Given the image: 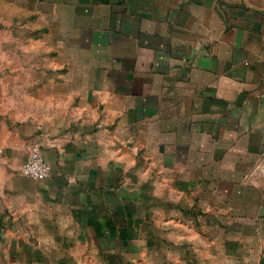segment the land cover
I'll use <instances>...</instances> for the list:
<instances>
[{"label":"crops","instance_id":"crops-1","mask_svg":"<svg viewBox=\"0 0 264 264\" xmlns=\"http://www.w3.org/2000/svg\"><path fill=\"white\" fill-rule=\"evenodd\" d=\"M2 1L0 264H264V0Z\"/></svg>","mask_w":264,"mask_h":264},{"label":"rangeland","instance_id":"rangeland-1","mask_svg":"<svg viewBox=\"0 0 264 264\" xmlns=\"http://www.w3.org/2000/svg\"><path fill=\"white\" fill-rule=\"evenodd\" d=\"M3 1L0 0V38H10L11 44H10V51L11 54H17L20 53L21 50H24L23 47L21 49L18 48L17 50V42L25 38V29L24 26L21 25L23 22V17L22 19L17 16L12 9L8 7V4L3 5ZM4 12V13H3ZM4 14V15H3ZM6 14V15H5ZM2 26V27H1ZM8 29V30H7ZM13 42V43H12ZM194 261L189 263L190 259H188L189 264H210V263H201L198 261L195 257L193 258ZM174 264H183L179 261Z\"/></svg>","mask_w":264,"mask_h":264},{"label":"built area","instance_id":"built-area-1","mask_svg":"<svg viewBox=\"0 0 264 264\" xmlns=\"http://www.w3.org/2000/svg\"><path fill=\"white\" fill-rule=\"evenodd\" d=\"M22 173L35 179L49 178L52 175V165L44 156L41 146L35 144L22 167Z\"/></svg>","mask_w":264,"mask_h":264}]
</instances>
